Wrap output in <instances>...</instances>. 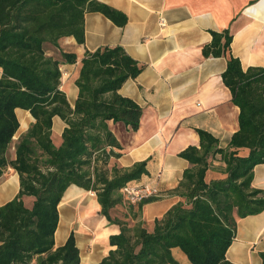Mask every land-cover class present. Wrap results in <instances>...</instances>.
I'll return each mask as SVG.
<instances>
[{
	"label": "trees",
	"instance_id": "trees-1",
	"mask_svg": "<svg viewBox=\"0 0 264 264\" xmlns=\"http://www.w3.org/2000/svg\"><path fill=\"white\" fill-rule=\"evenodd\" d=\"M87 12H100L121 28L128 23L125 14L97 0H0V178L11 166L21 180L19 195L0 207V264H81L74 233L55 249L58 207L72 185L96 192L101 214L120 227L110 237L115 249L100 264H179L174 248L191 264H233L227 252L238 219L264 212V190L253 187L254 170L264 165V68L244 71L231 53V33H212L203 56L228 58L222 78L240 109L239 130L227 149L219 148L212 134L197 131L200 147L179 154L192 165L175 191L186 201L157 219L149 231L141 223L111 217L125 200L121 189L143 182L149 162L129 170L106 169L111 158L123 154L110 122L133 131L140 127L142 108L119 91L143 68L123 47L87 52L76 82L79 97L71 107L60 90L61 64H75L78 56L61 52L60 61L46 51V45L59 48L69 37L84 44ZM18 108L36 122L17 146V159L10 161L8 150L20 127ZM56 116L67 124L59 148L52 140ZM241 149L248 155L239 156ZM217 154L227 177L207 182L210 159ZM25 197L34 198L31 208ZM261 258L264 264V252Z\"/></svg>",
	"mask_w": 264,
	"mask_h": 264
},
{
	"label": "crops",
	"instance_id": "crops-1",
	"mask_svg": "<svg viewBox=\"0 0 264 264\" xmlns=\"http://www.w3.org/2000/svg\"><path fill=\"white\" fill-rule=\"evenodd\" d=\"M125 14L128 23L121 28L100 12L85 14V42L80 45L73 37L64 38L59 48L46 45L49 56L62 61L61 52L78 56L75 64H61L60 90L71 107L79 97L76 82L81 61L87 52L123 47L139 63L142 72L128 80L119 94L137 103L143 111L137 131L122 123L110 122L121 145L120 158H111L106 169L129 170L137 163L148 161L147 182L161 173L160 197L140 205L125 200L111 211L112 219L131 225L143 224L152 231L157 219L163 218L174 206L185 203L175 193L183 174L192 165L179 154L190 146L200 147L198 130L219 139V148L227 149L239 130L240 109L223 82L228 58H205L203 48L210 45L212 33L229 31L233 36L231 53L241 61L244 71L264 68V0H97ZM165 19L163 26L161 20ZM0 69V80L2 78ZM19 130L8 150L10 161L17 159V146L36 122L30 112L16 109ZM67 124L53 119L52 140L59 148ZM233 149H230L232 151ZM249 151L241 149L239 156ZM226 165L217 154L210 159L207 182L225 179ZM253 187L264 190V165L254 170ZM19 173L9 166L0 178V207L13 201L20 193ZM31 208L33 197H25ZM59 224L55 233V249L64 246L74 233L81 264H100L115 249L110 237L120 227L101 214L98 196H92L72 185L58 207ZM264 212L238 219L237 235L227 252L233 264H263ZM179 264H191L179 249L172 250Z\"/></svg>",
	"mask_w": 264,
	"mask_h": 264
},
{
	"label": "built area",
	"instance_id": "built-area-1",
	"mask_svg": "<svg viewBox=\"0 0 264 264\" xmlns=\"http://www.w3.org/2000/svg\"><path fill=\"white\" fill-rule=\"evenodd\" d=\"M161 24H166L165 19L161 20ZM161 179V173L158 174L153 180L147 182H140L134 185H127L121 189V194L125 201L130 205H140L151 199H158L160 197L159 182ZM92 196H96L97 193L90 191ZM35 264V263H33Z\"/></svg>",
	"mask_w": 264,
	"mask_h": 264
}]
</instances>
